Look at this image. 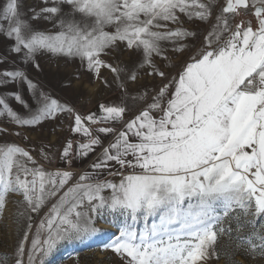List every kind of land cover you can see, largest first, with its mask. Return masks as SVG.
<instances>
[{
    "label": "snow or ice",
    "instance_id": "6c2138e0",
    "mask_svg": "<svg viewBox=\"0 0 264 264\" xmlns=\"http://www.w3.org/2000/svg\"><path fill=\"white\" fill-rule=\"evenodd\" d=\"M217 0H43L44 7L22 11L23 0L0 4V34L13 41L9 52L24 64L35 63L39 54L78 57L99 76L106 67L120 80L137 79L145 66L165 77L153 64L163 56L162 42H177L195 33L180 24L177 13L189 19L208 21ZM241 12L255 19L233 23ZM33 21H48L52 29H39ZM113 28V31L106 29ZM123 44L135 50L141 61L132 68L113 66L102 60L109 50ZM186 45H179L182 52ZM0 57V62H3ZM24 82L35 109L20 93L11 97L28 109L19 114L0 95V117L17 126H36L61 113L74 117L71 131L85 137L77 142L75 157H87L102 146L99 135H113L92 172L69 184L74 173L46 171L31 153L15 143L0 144V216L11 194H20L25 212L38 213L58 196L41 220L28 252V264H43L63 242L97 234V218L118 224L119 236L105 245L127 264H202L214 250L218 235L226 229L225 218H243L251 234L240 236L237 247L264 256V0H225L201 48L183 71L165 84L152 102L125 121V115L142 102L147 93L129 97L131 103L100 104V115L82 117L38 88L21 69L0 71V84ZM174 91L168 96L169 88ZM124 88V82L120 83ZM127 96V89H125ZM158 113L159 115H153ZM93 124H123L100 127ZM4 129H0V132ZM19 134V133H17ZM41 155L49 159L41 150ZM73 142L68 140L61 159L71 163ZM115 162L122 169L118 183L96 179L99 170ZM32 165V166H29ZM67 186V187H66ZM66 188V190H65ZM106 190H110L105 195ZM31 220V215H28ZM260 224L257 227L256 221ZM17 247L15 264H24L27 226ZM229 232L231 229H227ZM43 235V239L40 237Z\"/></svg>",
    "mask_w": 264,
    "mask_h": 264
},
{
    "label": "rangeland",
    "instance_id": "374dc122",
    "mask_svg": "<svg viewBox=\"0 0 264 264\" xmlns=\"http://www.w3.org/2000/svg\"><path fill=\"white\" fill-rule=\"evenodd\" d=\"M4 0H0L3 4ZM225 0H217L213 10V15L208 21L199 19H189L182 13H177L180 17V24L169 23V28L183 27L194 36H189L175 43L170 41L162 42L164 49L163 56H154L153 64L159 70L165 73L161 78L153 73V68L145 66L137 71L135 81L128 80L127 74L122 73L120 80H117L115 74L110 69L102 67L99 76L87 68L86 62H82L78 57L69 58L66 56H53L50 53L39 54L35 63L39 64L36 68L33 62L24 64L20 55L9 52V45L13 41L0 34V57L4 58L0 62V71L21 69L26 72L29 79L38 85V88L63 104L72 107L76 113L82 117L91 113L100 115V104H119L122 100L131 103L129 97L139 96L147 93L145 99L126 113L125 121L138 115L147 104L152 102L157 92L165 84H171L173 78L183 71L186 63L204 47L205 37L211 31L215 23V17L219 14L220 7ZM24 7L22 11L31 16V8L39 10L44 7L43 0H23ZM252 19L255 27V19L251 12H241L235 18L233 23H239L241 20ZM33 24L39 29H52V23L48 21H33ZM113 31V28L106 29ZM186 45L182 52H177L179 45ZM113 66L129 69L141 61V55L135 50H127L121 44L118 50H109L107 55L101 57ZM124 82V88L120 83ZM127 89V96L125 95ZM174 91V85L169 88L166 100ZM20 93L28 102L29 106L35 109L33 97L24 82H9L0 84V95L8 97V103L21 115H28V109L19 104L11 97V93ZM153 115H159L153 113ZM74 124L73 115L65 112L59 114L55 119H47L36 126L20 127L9 122L8 118L0 117V144L15 143L16 145L28 150L39 165H42L46 171H55L57 169L66 170L74 173L69 184H74L79 176L85 172H92L91 165L100 156L103 147H107L109 142L113 141V135H105L94 131V135H99L102 146H97L87 157L76 158L75 150L77 142H85V137L81 134L71 131ZM93 130L100 127H115L120 130L123 124H93L90 125ZM19 133V134H17ZM73 142V156L71 163L61 159V154L67 141ZM41 150L48 154L49 159L41 155ZM32 166V165H29ZM122 172L128 175L131 169H122L115 162H110V167L99 170L96 173V179L100 181L111 180L118 183L120 175L110 173ZM67 187V186H66ZM66 190V188H65ZM110 190H106L108 195ZM58 196L50 199L47 204L38 213H25L23 217H18V213L25 212V206L19 203L22 200L20 194H11L8 197L6 207L0 216V264H15L17 247L26 231L28 224H31V230L28 234V240L25 244L24 264H28V252L31 250L33 239L36 238L37 228L45 218L52 204L56 202ZM31 220H28V215ZM246 219L241 218L239 222L235 219L225 218L222 226L226 229L223 234L218 235L214 250H210L209 257L202 264H264V256L251 255L246 251L247 245L237 247L240 243L239 237H247L251 234L252 227L246 223ZM259 227L260 221H256ZM96 227L100 229L97 234L80 240L63 242L48 256L43 257V264H127V257L121 258L111 249H105L109 244L119 236L120 228L118 224L110 223L108 219L97 218ZM227 229H231L229 232ZM43 239V235L40 237ZM40 258H37L39 264Z\"/></svg>",
    "mask_w": 264,
    "mask_h": 264
}]
</instances>
